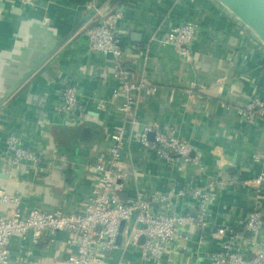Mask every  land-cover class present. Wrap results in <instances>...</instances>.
Wrapping results in <instances>:
<instances>
[{
  "label": "crops",
  "instance_id": "1",
  "mask_svg": "<svg viewBox=\"0 0 264 264\" xmlns=\"http://www.w3.org/2000/svg\"><path fill=\"white\" fill-rule=\"evenodd\" d=\"M109 1L0 0V189L19 196L23 214L32 208L85 210L97 179L90 165L107 154L111 133L125 124L121 97L114 95L113 57L91 49L87 37L92 3ZM118 9L123 63L153 88L138 94V123L131 130L125 124L121 158L128 175L117 194L125 199L136 192L187 191L212 179L222 185L208 203L207 226L181 227L161 259H143L138 240L124 244L132 218L103 264H210V253L224 239L216 234L218 227L240 230L254 206L264 215V184L257 193L247 182L264 171L258 156L264 153V115L249 121L236 109L253 95L264 100V43L218 0H126ZM187 20L197 31L189 59L182 60L160 39ZM147 42L146 56L140 55ZM67 84L78 88L83 109L74 118L56 109L59 90ZM151 123L188 142L198 163L167 162L142 144L138 135ZM11 133L40 155L42 170L34 173L28 165L17 170L7 163L3 150ZM171 198L172 210L194 211L192 196ZM12 208L0 200L1 213ZM261 234L264 230L255 236ZM70 237L64 230L39 239L15 233L9 253L18 264H69Z\"/></svg>",
  "mask_w": 264,
  "mask_h": 264
},
{
  "label": "built area",
  "instance_id": "2",
  "mask_svg": "<svg viewBox=\"0 0 264 264\" xmlns=\"http://www.w3.org/2000/svg\"><path fill=\"white\" fill-rule=\"evenodd\" d=\"M34 4L36 0H21ZM104 2V1H103ZM109 6L107 9L106 7ZM92 24L87 31L88 44L93 50L110 54L113 57L114 76L118 88L114 95L121 97L118 109L125 116V124L130 130L138 123L137 109L140 91L151 88L142 77L135 79L134 70L123 63V49L117 37V24L122 17L121 11L111 0L106 3H92ZM197 31L193 21L187 20L170 26L162 35L161 42L170 45L182 60H188L191 54L190 44ZM153 33L149 37L154 39ZM149 42L139 47L140 55L146 56ZM59 101L56 109L68 118L82 113L78 88L67 84L59 90ZM100 108L104 104L99 105ZM238 114L249 121L264 115V100L253 95L246 103L237 108ZM116 126L111 133L112 143L107 154L99 156L90 165L97 174L92 185L88 203L83 211L67 212L62 209L44 211L32 208L23 214L20 209V198L0 189V200L10 202L13 208L8 214L0 212V264H18L19 258L12 259L9 253V242L12 234H31L39 239L46 232L53 235L58 231H67L71 237L66 240L70 251L67 255L69 264H103L107 254L118 247V234L122 222L124 225L132 218L134 225L126 235L124 244H137L143 234L144 241L139 243L141 257L146 260H159L170 245L175 242L178 230L187 224L203 228L208 224V203L214 190L222 185L220 179H212L190 190H177L167 194H144L136 192L128 198L117 194L122 189L128 172L121 158V148L125 141L126 125ZM152 137H149V134ZM139 141L152 148L155 153L167 162L181 159L185 162L198 163L191 155V146L172 131L159 123L145 125L138 135ZM7 163L17 170L24 165L32 168L34 173L43 169L41 157L34 150L25 147L20 137L11 133L5 140L3 150ZM264 161V153L258 155ZM257 157V156H256ZM247 182L260 193L263 190L264 171L250 178ZM186 194L195 199L193 210L174 211L171 209V197H184ZM264 215L258 206L252 207L246 214L241 229L218 227L216 234L223 236L220 246L210 253V264H264Z\"/></svg>",
  "mask_w": 264,
  "mask_h": 264
},
{
  "label": "water",
  "instance_id": "3",
  "mask_svg": "<svg viewBox=\"0 0 264 264\" xmlns=\"http://www.w3.org/2000/svg\"><path fill=\"white\" fill-rule=\"evenodd\" d=\"M232 14H234L247 28H249L264 43V0H218ZM109 6L106 7V9ZM1 8V7H0ZM1 11V9H0ZM44 30V26H38ZM149 135L152 134L150 133ZM150 137V138H151ZM124 222L121 223L118 234V242L122 237ZM145 236L138 237L139 243L144 241Z\"/></svg>",
  "mask_w": 264,
  "mask_h": 264
},
{
  "label": "trees",
  "instance_id": "4",
  "mask_svg": "<svg viewBox=\"0 0 264 264\" xmlns=\"http://www.w3.org/2000/svg\"><path fill=\"white\" fill-rule=\"evenodd\" d=\"M126 0H111V3L118 8L119 5L123 4Z\"/></svg>",
  "mask_w": 264,
  "mask_h": 264
}]
</instances>
